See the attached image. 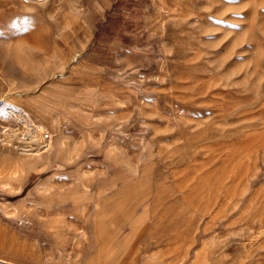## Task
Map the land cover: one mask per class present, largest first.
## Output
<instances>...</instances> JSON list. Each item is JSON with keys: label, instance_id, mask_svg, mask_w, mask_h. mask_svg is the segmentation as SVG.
<instances>
[{"label": "rangeland", "instance_id": "1", "mask_svg": "<svg viewBox=\"0 0 264 264\" xmlns=\"http://www.w3.org/2000/svg\"><path fill=\"white\" fill-rule=\"evenodd\" d=\"M135 222L142 264H264V0H0V264H122Z\"/></svg>", "mask_w": 264, "mask_h": 264}, {"label": "bare ground", "instance_id": "2", "mask_svg": "<svg viewBox=\"0 0 264 264\" xmlns=\"http://www.w3.org/2000/svg\"><path fill=\"white\" fill-rule=\"evenodd\" d=\"M14 117L16 118L17 122L24 120L23 117L17 113H14ZM56 122H59V120L56 119ZM31 125H32L31 128L33 130L32 131L33 134L28 138V141H25L23 143H22V141H20L21 143L19 142V144H20L19 149L21 150L22 153L30 155V156L33 153L36 154V156H31L28 158L41 157L38 155V152H45L46 150H48L46 152V154H47L50 150H52L54 147V139L55 138H53L51 131L49 129H47L46 127H44L43 125H39V124L37 125L35 123H32ZM60 135H61V133H60ZM58 137H59V135H58ZM46 154L44 155V159H46V157H45ZM1 199H3V198H1ZM95 205L97 206V208L103 209L101 207L103 205H101L100 200H97L95 202ZM100 213H102V210ZM137 229H138V223L135 222V224L133 225V228L131 229L130 235L134 237ZM81 264H98V262H97V260H93V259H89V260L82 259Z\"/></svg>", "mask_w": 264, "mask_h": 264}, {"label": "crops", "instance_id": "3", "mask_svg": "<svg viewBox=\"0 0 264 264\" xmlns=\"http://www.w3.org/2000/svg\"><path fill=\"white\" fill-rule=\"evenodd\" d=\"M59 135V137H58ZM54 147L52 150H50L47 154H46V160H49L51 158V156L55 153V151H60L62 148H63V140H62V137L60 135V131H59V128H57L54 132ZM60 138V139H59ZM56 141V142H55ZM58 142V143H57ZM58 145V146H57ZM50 156V157H49ZM105 204V203H104ZM104 207V206H103ZM95 212H94V215L96 212H98V208L97 206L95 205ZM114 215H115V212H113ZM113 215V216H114ZM112 216V217H113ZM120 218V217H119ZM121 219V218H120ZM119 219V222H121ZM95 218L93 217V236H92V239H91V245L93 246V244H97V241L100 238V236L102 237V239L105 237L104 233L102 232V235L99 236V238L97 237L96 233H95ZM115 228V233H121V230H122V227L121 225L119 226H114ZM141 225H139L137 231H136V234L133 238H131L132 240H128V233L127 235L124 234V238L123 240L121 241L122 243H126L127 240H128V249L126 250V252H122V251H116L114 252V256L119 258V259H126L127 260L125 261V263L123 262L122 264H136L134 261L137 260L138 261V264H142L143 262V257L141 255V251H142V241H138V239L141 237V233H142V230H141ZM130 231V230H129ZM123 234V233H121ZM108 237L110 238V235H108ZM109 242V246H111V239L108 240ZM131 253V254H130ZM86 258V257H85ZM85 258H82V259H85Z\"/></svg>", "mask_w": 264, "mask_h": 264}]
</instances>
